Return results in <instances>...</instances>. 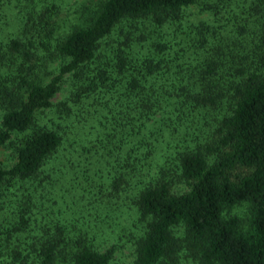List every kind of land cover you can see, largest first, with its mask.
Returning a JSON list of instances; mask_svg holds the SVG:
<instances>
[{
	"label": "trees",
	"instance_id": "trees-1",
	"mask_svg": "<svg viewBox=\"0 0 264 264\" xmlns=\"http://www.w3.org/2000/svg\"><path fill=\"white\" fill-rule=\"evenodd\" d=\"M89 1L59 37L49 8L29 12L0 49V145L21 135L0 169V261L115 264L129 244V264H264V0H213L198 24L196 0ZM50 46L66 62L43 82ZM240 203L247 226L225 216Z\"/></svg>",
	"mask_w": 264,
	"mask_h": 264
},
{
	"label": "rangeland",
	"instance_id": "rangeland-1",
	"mask_svg": "<svg viewBox=\"0 0 264 264\" xmlns=\"http://www.w3.org/2000/svg\"><path fill=\"white\" fill-rule=\"evenodd\" d=\"M209 3L213 5V0H196L195 4L183 10L184 16L186 15L185 18H188V21H191L193 24L215 20L212 16V12L205 9L204 4L209 5ZM54 4L58 6L57 9H52ZM24 5H29L30 8L26 9V6ZM45 7L49 8L50 12H52V21L50 24H52L53 29H55V36L57 37L61 34L65 35L73 26L83 24L84 19L87 21L89 13L93 9V7H90L89 0H0V49H5L6 42L11 38L18 37V35L23 32L24 21L27 17H31L28 14L29 12L38 15L40 11L37 10H43ZM33 8L35 10H33ZM129 27V35L132 41H134L139 34H145L147 36L146 33H141L144 31L143 28L138 26L133 27L132 25H129ZM121 34L125 35L123 25L117 28L114 35L115 37H118ZM152 38L156 40L157 35H152ZM112 41L113 38H110L109 43ZM48 50L49 51L41 49L39 53V61L44 62V65L41 68H38L39 75L44 80L43 82L49 81L54 75H56L60 66L66 62V59L54 52L53 46L48 47ZM71 91L72 76L67 74L64 77L60 91L52 99V107L44 110L39 115L40 123H45L47 126L51 127V121H57L56 112L61 107L62 103L67 102ZM1 115L2 110L0 109V116ZM20 137L21 135H13L9 141L0 145V169H8L15 163V145ZM225 216H236L241 220L244 226H247L248 218L250 216V207L247 203H240L225 211ZM5 226L6 224L0 225V230L6 231L7 229H5ZM121 250L120 254L116 253L114 263L129 264L133 259L130 245L127 244ZM7 263L8 262H5L4 260L0 261V264ZM158 264H161V262ZM182 264L184 263L182 262Z\"/></svg>",
	"mask_w": 264,
	"mask_h": 264
}]
</instances>
